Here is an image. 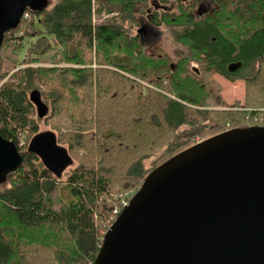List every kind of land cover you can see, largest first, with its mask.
<instances>
[{"label":"trees","instance_id":"1","mask_svg":"<svg viewBox=\"0 0 264 264\" xmlns=\"http://www.w3.org/2000/svg\"><path fill=\"white\" fill-rule=\"evenodd\" d=\"M153 1L55 0L27 9L4 35L0 136L18 147L21 165L0 181V264H93L120 199L152 170L225 131L264 127V0H209L210 11L199 0ZM142 17L176 30L183 54L143 44ZM216 77L243 82V100L227 103ZM40 123L76 163L67 204L59 178L29 151Z\"/></svg>","mask_w":264,"mask_h":264},{"label":"water","instance_id":"2","mask_svg":"<svg viewBox=\"0 0 264 264\" xmlns=\"http://www.w3.org/2000/svg\"><path fill=\"white\" fill-rule=\"evenodd\" d=\"M47 5L0 0V47L27 9ZM29 98L44 116L38 92ZM29 151L58 178L72 164L50 132ZM20 165L18 147L0 136V181ZM93 264H264V127L225 131L152 170L107 229Z\"/></svg>","mask_w":264,"mask_h":264},{"label":"rangeland","instance_id":"3","mask_svg":"<svg viewBox=\"0 0 264 264\" xmlns=\"http://www.w3.org/2000/svg\"><path fill=\"white\" fill-rule=\"evenodd\" d=\"M48 2L50 3L49 6L50 8L56 3L55 0H48ZM150 3H154L153 0H150ZM199 6L205 7L203 9H205V11H210L211 10V4L209 2V0H200L199 2ZM197 11L199 10L198 8L196 9ZM103 19L106 18L107 16H102ZM109 17V16H108ZM96 19V18H95ZM140 22H142V27L146 26V20H144V18H140L139 19ZM93 22H95L93 20ZM138 29H140V26L138 28H136V31L138 32ZM135 31V30H134ZM135 31V33H136ZM23 30H19L18 32H14L12 35H10L11 39H9V41L13 42L12 40H17L18 38L23 37ZM152 33H154L157 37L154 40V43L156 46H160L163 49H165V51L173 58L177 57L178 55H182L183 54V50L177 46L174 42V36L176 34V30H172V29H155ZM153 41V40H151ZM143 44L149 45L150 41L146 40V38L143 39ZM17 43H19V41H15L13 43V45H18ZM31 48H35L34 45L30 46ZM25 50L24 48L21 50L20 52V57L22 58L24 56ZM3 54V53H2ZM27 60H30L34 55H31V52L27 53ZM0 58H1V54H0ZM1 60V59H0ZM2 60L3 63H7V57H3L2 56ZM2 63V64H3ZM23 66L19 65L17 67L12 68V70L10 71V75L13 74L14 72H16L17 70L21 69ZM5 70V66H2V71ZM216 79L221 83L222 88H223V96L225 98V100L227 101V103L232 104L236 101H241L243 100V95H244V86H243V82L241 81H237L235 83H227L225 82L221 77H216ZM3 83V82H2ZM1 83V84H2ZM241 110L240 108H237L236 111ZM40 133H44L47 132V127H45L42 123H40ZM21 139V145L24 146V136L20 137ZM146 167L149 166L150 161L145 163ZM40 165L44 167L43 161L40 162ZM76 166V163L73 162L69 167L65 168L64 170L61 171L60 177L57 180V187H58V194L60 199L65 203H69L70 201L73 200L72 196L70 195L67 187H66V179L67 176L69 174V172ZM138 190V189H137ZM136 193V192H135ZM134 193V194H135ZM133 195L132 192L128 193L126 196H131ZM125 196V197H126Z\"/></svg>","mask_w":264,"mask_h":264},{"label":"flooded vegetation","instance_id":"4","mask_svg":"<svg viewBox=\"0 0 264 264\" xmlns=\"http://www.w3.org/2000/svg\"><path fill=\"white\" fill-rule=\"evenodd\" d=\"M189 1V0H187ZM200 2V0H199ZM199 8L201 9V11H205V7L199 6ZM140 27H142V22H140ZM155 30V28H153L152 26H150V24L146 21V26L142 27V29L140 30V32L138 33L139 39L142 42L144 38H146V40L150 41V44L147 45L149 47L152 48V46H156L154 43L155 38L157 37L154 33H152ZM153 40V41H151Z\"/></svg>","mask_w":264,"mask_h":264},{"label":"built area","instance_id":"5","mask_svg":"<svg viewBox=\"0 0 264 264\" xmlns=\"http://www.w3.org/2000/svg\"><path fill=\"white\" fill-rule=\"evenodd\" d=\"M25 18H27V16L25 15ZM257 119H254V123L256 124V121ZM128 204V200H127V197H123L120 199L119 201V205L120 207L116 208L114 211H113V219H111V221H114L116 219V217L120 214L121 210Z\"/></svg>","mask_w":264,"mask_h":264},{"label":"bare ground","instance_id":"6","mask_svg":"<svg viewBox=\"0 0 264 264\" xmlns=\"http://www.w3.org/2000/svg\"><path fill=\"white\" fill-rule=\"evenodd\" d=\"M138 34V33H137Z\"/></svg>","mask_w":264,"mask_h":264}]
</instances>
